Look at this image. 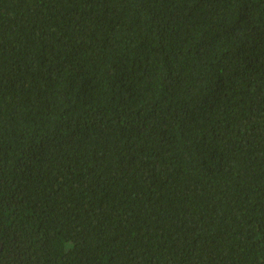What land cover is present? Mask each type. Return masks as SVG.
Wrapping results in <instances>:
<instances>
[{"label":"trees","instance_id":"obj_1","mask_svg":"<svg viewBox=\"0 0 264 264\" xmlns=\"http://www.w3.org/2000/svg\"><path fill=\"white\" fill-rule=\"evenodd\" d=\"M0 264H264V0H0Z\"/></svg>","mask_w":264,"mask_h":264}]
</instances>
